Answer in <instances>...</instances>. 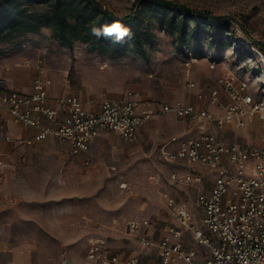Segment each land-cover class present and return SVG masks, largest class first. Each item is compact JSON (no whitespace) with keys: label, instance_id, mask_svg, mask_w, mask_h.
Here are the masks:
<instances>
[{"label":"rangeland","instance_id":"rangeland-1","mask_svg":"<svg viewBox=\"0 0 264 264\" xmlns=\"http://www.w3.org/2000/svg\"><path fill=\"white\" fill-rule=\"evenodd\" d=\"M101 1L118 15H136L140 9L138 0ZM175 1L232 18L230 30L220 29L217 22L200 24L181 52L180 36L147 18L149 33L142 50L99 53L80 41L73 46L57 41L43 27L39 33L0 43V67L14 62L34 70L33 76L42 68L62 92L78 93L92 104L128 90L158 103L193 100L189 79L216 85L220 77L233 73L245 79L255 99L264 103V49L241 29L245 25L255 41L264 43V0ZM247 119L254 120L234 129L229 138L264 146V109L250 110ZM183 125L167 115L148 125L136 141L104 133L93 144L90 165L82 163L83 154L74 158L67 146L53 141L33 147L26 161L17 157L6 184L0 186L1 243L32 244L33 264H63L64 259L68 264H94L87 259V250L97 238L111 248L137 249L128 220L149 217L164 229L174 222L163 218L167 211L160 186L148 175L175 168L161 159L159 147L183 132ZM8 126L0 115V149L10 133ZM23 145L17 144L16 151H24ZM196 220L202 225L200 217Z\"/></svg>","mask_w":264,"mask_h":264},{"label":"built area","instance_id":"built-area-1","mask_svg":"<svg viewBox=\"0 0 264 264\" xmlns=\"http://www.w3.org/2000/svg\"><path fill=\"white\" fill-rule=\"evenodd\" d=\"M50 83L41 68L31 92L0 90V106L16 122L38 129L21 143L32 145L51 138L67 145L73 155L86 154V164L91 163L94 139L104 131L136 141L142 126L165 115L187 125L184 132L173 134L159 147L161 159L175 168L148 175L151 183L160 186L167 217L174 222L157 238L138 237L141 253L126 257L113 251L104 239H92L89 261L145 264L144 257L156 252L160 264H264V146L228 136L253 122L247 119L250 110L264 109L245 79L229 73L218 84L207 86L189 79L187 87L198 103L177 99L145 106L139 93L128 90L104 98L95 110L87 109L76 94L60 97L58 107H52ZM18 156L21 161L27 159L25 151ZM9 160V155L0 153V185L7 178ZM159 225L149 217L127 221L131 234L142 229L157 232Z\"/></svg>","mask_w":264,"mask_h":264},{"label":"trees","instance_id":"trees-1","mask_svg":"<svg viewBox=\"0 0 264 264\" xmlns=\"http://www.w3.org/2000/svg\"><path fill=\"white\" fill-rule=\"evenodd\" d=\"M140 9L136 15H118L101 0H0V43L12 42L29 33H39L43 27L52 36L68 46L80 41L91 51L99 53L142 50L147 41L149 25L145 20L155 19L160 25L180 36L181 52L188 47V37L200 24L217 22L222 30H230V17L214 15L209 10H198L175 0H138ZM113 20L131 29L130 39L113 43L111 38L92 35L93 27L110 24ZM241 29L251 42L264 49V43L255 41L245 25Z\"/></svg>","mask_w":264,"mask_h":264},{"label":"crops","instance_id":"crops-1","mask_svg":"<svg viewBox=\"0 0 264 264\" xmlns=\"http://www.w3.org/2000/svg\"><path fill=\"white\" fill-rule=\"evenodd\" d=\"M33 74H34V70L25 69L21 66H17L14 62H9L6 65V67H4V69L0 67V81L3 82V83H1L2 88L0 90L1 91L19 90V91L24 92V93H29L32 91L34 78L36 77L35 75L33 76ZM48 77L50 78L49 75H48ZM125 92L126 91L121 93L119 96L123 95ZM189 93L191 94V96L194 99L193 100H186V101L198 103V101L194 97V94L190 90H189ZM68 94H76L79 97H81L83 99V101L85 103V107L87 109L95 110V109H98L101 105V102H99L97 104L88 103L78 93L71 92V91L62 92L61 89L57 85H53V82L51 81V83L49 85V103L52 107L57 108L58 107L57 100L60 97L68 95ZM142 101H143V105H145V106H152V105H155L158 103L157 101H154V100L147 101V100L142 99ZM167 101H169V100H167ZM0 115L5 117V119H7L9 121L8 127L10 130V133H7L5 135V141L2 142V147L4 149H0L1 154H6V155H9V157H10V160H9L10 163L6 169V174H7V178H8V173H9L10 167L12 166L11 162L16 161L17 157H19L18 156L19 152H18V150L16 151V145L20 144L21 140L35 135L38 132V129L35 127L25 126L21 123L16 122L15 119L10 114V112L5 107L0 106ZM165 116H167V115H165ZM165 116H163V117H165ZM163 117H161V118H163ZM160 119H158V120H160ZM158 120L151 121V122L145 124L144 126H142L139 129L138 137H140V135L143 133V131L147 128L148 125L154 124ZM183 127H184V129H186L187 125L184 123ZM107 132H114V131H104L97 138L94 139V141L91 145V151H90L91 163L93 160V154H92L93 144L96 142V140H98L101 136H103L104 133H107ZM114 133H116V132H114ZM116 134L119 136L118 133H116ZM7 136H10L11 138L8 139ZM47 141L56 142L57 144H60L63 147L67 146V145H65V144H63L57 140L49 138V139H46L44 141L34 143L32 145H26L25 144L21 148H23V150L27 153V158H28V156L31 157V152L33 151V147H35L41 143L47 142ZM70 154L74 158L81 157L80 156L81 154L80 155H73L71 152H70ZM83 155H84V159L82 160V163L86 164L85 163L86 154H83ZM90 164H86V165H90ZM7 178L0 186H4L6 184ZM163 218H168V217L165 214ZM162 229H164V228H161L157 232H153L152 230L142 229L140 232H138L136 234H132V236L136 240L137 247H138L137 249H134L132 251H127V250L117 249V248H111V249L113 251L119 253L123 257L141 253L139 242H138L137 238L143 234H148L149 236L157 238L160 236L161 231H163ZM33 247L34 246L32 244H29V243L17 244V245H10V244L8 245L7 243H1V232H0V264H33V259H32ZM144 262H145V264H160L159 258L157 256L156 252H152L149 255H146L144 257Z\"/></svg>","mask_w":264,"mask_h":264},{"label":"clouds","instance_id":"clouds-1","mask_svg":"<svg viewBox=\"0 0 264 264\" xmlns=\"http://www.w3.org/2000/svg\"><path fill=\"white\" fill-rule=\"evenodd\" d=\"M91 32L96 38H100L101 36L111 38L113 43H123L126 39H130L132 35L131 29L121 23L120 20H113L110 24L93 27Z\"/></svg>","mask_w":264,"mask_h":264}]
</instances>
